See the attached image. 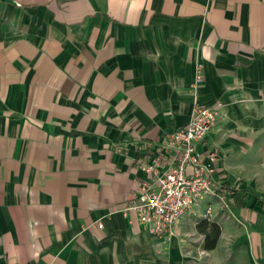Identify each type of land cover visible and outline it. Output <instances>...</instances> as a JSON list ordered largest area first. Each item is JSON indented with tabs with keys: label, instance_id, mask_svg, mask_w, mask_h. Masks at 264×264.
I'll use <instances>...</instances> for the list:
<instances>
[{
	"label": "crops",
	"instance_id": "crops-1",
	"mask_svg": "<svg viewBox=\"0 0 264 264\" xmlns=\"http://www.w3.org/2000/svg\"><path fill=\"white\" fill-rule=\"evenodd\" d=\"M217 104L231 203L153 233L139 162ZM263 203L264 0H0V264H264Z\"/></svg>",
	"mask_w": 264,
	"mask_h": 264
},
{
	"label": "built area",
	"instance_id": "built-area-1",
	"mask_svg": "<svg viewBox=\"0 0 264 264\" xmlns=\"http://www.w3.org/2000/svg\"><path fill=\"white\" fill-rule=\"evenodd\" d=\"M221 104L195 106L185 127L168 133L140 166L149 175L140 182L126 209L134 210L147 229L167 236L183 215L207 197L221 196L215 151L203 153L200 145L213 129ZM167 155V156H166ZM211 216L208 209L206 217Z\"/></svg>",
	"mask_w": 264,
	"mask_h": 264
},
{
	"label": "trees",
	"instance_id": "trees-1",
	"mask_svg": "<svg viewBox=\"0 0 264 264\" xmlns=\"http://www.w3.org/2000/svg\"><path fill=\"white\" fill-rule=\"evenodd\" d=\"M206 227L209 228L208 232L205 230ZM198 228L199 230L205 232V241H204L205 248L213 249L214 247H216L215 245L217 244V241L221 234L220 226L215 222L210 223L209 221L204 220V221H200V223L198 224Z\"/></svg>",
	"mask_w": 264,
	"mask_h": 264
},
{
	"label": "rangeland",
	"instance_id": "rangeland-1",
	"mask_svg": "<svg viewBox=\"0 0 264 264\" xmlns=\"http://www.w3.org/2000/svg\"><path fill=\"white\" fill-rule=\"evenodd\" d=\"M220 202L222 201L220 198H219ZM224 206H226L227 204H230L231 202H228L227 199H224V201H222ZM260 205V204H259Z\"/></svg>",
	"mask_w": 264,
	"mask_h": 264
}]
</instances>
